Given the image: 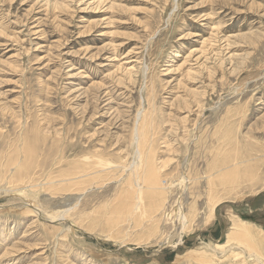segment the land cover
Masks as SVG:
<instances>
[{"label": "rangeland", "instance_id": "1", "mask_svg": "<svg viewBox=\"0 0 264 264\" xmlns=\"http://www.w3.org/2000/svg\"><path fill=\"white\" fill-rule=\"evenodd\" d=\"M141 123L161 200L123 215ZM29 150L46 190L9 183ZM99 151L111 176L65 190ZM0 162V264H264V0H0Z\"/></svg>", "mask_w": 264, "mask_h": 264}, {"label": "bare ground", "instance_id": "2", "mask_svg": "<svg viewBox=\"0 0 264 264\" xmlns=\"http://www.w3.org/2000/svg\"><path fill=\"white\" fill-rule=\"evenodd\" d=\"M64 7V6H63ZM92 24V23H91ZM90 25V24H89ZM179 55V54H178ZM128 70V69H127ZM188 73H191V72H188ZM194 74V73H193ZM147 118V117H146ZM143 119V117L141 118ZM145 119V118H144ZM145 121V120H144ZM141 122V121H140ZM143 122V121H142ZM139 123V122H138ZM145 123V122H144ZM147 126V125H145ZM40 127V126H39ZM135 128L137 129L136 131H134L136 133V143L138 144L137 145V151H138V159L137 161H130L129 164V168H130V171H131V175L129 173V176L128 178L126 179L127 182L125 183H128L130 184L129 186H123L120 190L117 189V191H119V193L117 195H119L120 197L123 198V209H122V214L125 215L126 211H128V209H130V205L131 203L132 204H135L133 203L132 201L133 200H140L142 202V205L139 207L141 209H139V212H143L144 209L145 211L149 210L150 212H154L156 211V204L158 203L159 200H161V198H159V194L161 192V178H160V174H159V169L157 170V167L155 166V163H154V159L152 158V154L153 153V146H150V140H152L150 137H149V133H148V130L145 129L144 125L141 123L139 125H136ZM147 128V127H146ZM147 130V131H146ZM31 131V130H30ZM153 131V130H152ZM133 132V133H134ZM146 132L148 133V135L146 134ZM31 134V133H30ZM43 134V133H42ZM33 135V134H32ZM49 136V135H47ZM153 136V135H152ZM36 137V135H35ZM53 137V136H52ZM35 139V138H34ZM132 140V139H130ZM35 141V140H34ZM43 141V140H42ZM32 143V142H30ZM40 143V142H39ZM32 145V144H31ZM45 145V144H44ZM62 145V144H61ZM67 145V144H66ZM65 145V146H66ZM36 146V145H35ZM40 146V145H39ZM52 146V145H51ZM64 146V148H65ZM61 147V146H60ZM42 148V147H40ZM20 149V148H19ZM29 149V148H27ZM54 149V147H53ZM22 150V149H21ZM46 150V149H45ZM66 150V149H65ZM155 151V150H154ZM23 152V151H22ZM49 151L45 152V153H48ZM54 152V151H52ZM65 152V151H64ZM101 152V151H99ZM156 152V151H155ZM39 153V152H38ZM50 153V152H49ZM49 153L47 156H44L42 157L41 159L43 160L41 162V160H38L37 163H39V168H42L44 169L45 167H47L48 165L53 166L54 164H61L62 162L64 163V158L62 156L64 155H61L63 152L62 151H58L54 156L53 158H49ZM55 153V152H54ZM220 153V152H219ZM66 154V153H65ZM104 153H97V154H93L92 156H90L89 158H86V159H81L80 160V157L78 158L79 160H77V158L75 159V162L76 164L73 166V171L71 170H68V174L66 177L61 178V182H65V183H68L66 184L65 186V190L69 189L68 187L70 186L71 188L74 187L75 184H77L79 186V188L81 186H86L90 183H94L93 180L95 179L96 176H99L102 172L104 173V171H108V174H107V177L110 175V173H113V172H110L109 171L111 169H113L114 167H118V163H114V165H112L111 163L114 162V159L110 161L111 158H108V159H104L106 156L104 154V156L102 155ZM28 155L27 158L24 159V161H16V158H11V161H10V164L11 162H14L16 161L14 164H16L13 168L14 170H17L15 171L16 173L13 175V179L11 181H9V183L14 186L13 189L15 190H18V191H21L23 193H28V190L30 189L31 191H41V190H46V188L44 187H40L39 184L36 182V179L35 177L33 176V178H30V175L32 176V169H30V165H29V161L31 156L33 155V152L31 150L28 151ZM77 155V154H76ZM219 155V154H218ZM19 156H21V154H19ZM37 156V155H36ZM34 157V155H33ZM39 156H37L36 158H38ZM76 157V156H75ZM154 157V156H153ZM21 158V157H19ZM35 158V159H36ZM74 158V157H72ZM22 160V159H21ZM74 160V159H73ZM71 161V160H70ZM78 161V162H77ZM226 161V160H224ZM24 162V163H23ZM73 162V161H72ZM72 162H69V163H72ZM105 162V163H104ZM111 162V163H110ZM9 163V162H8ZM225 163H228V162H225ZM73 164V163H72ZM116 164V165H115ZM129 164H126L127 166ZM223 164V163H222ZM5 165H8L7 163H5ZM121 165V163L119 164ZM123 165L125 164H122L121 166L123 167ZM0 166H1V162H0ZM12 166H13V163H12ZM32 166V164H31ZM61 166V165H60ZM59 166V167H60ZM63 166V165H62ZM65 166H68L67 163L66 165L64 164V167ZM72 167V166H71ZM235 165H226L224 166L223 168L220 169V173L218 174V176L214 177L213 179L210 180V184H223L225 185L226 183H230V180L232 179V177H236L238 176V173H240L238 168H234ZM32 168V167H31ZM56 168V167H54ZM61 168V167H60ZM121 168V167H120ZM124 168V167H123ZM123 168H121V170H123ZM10 169V167H9ZM35 169V168H34ZM53 169V168H52ZM59 169V168H57ZM127 169V168H125ZM1 170V168H0ZM7 170V169H6ZM38 170V169H37ZM41 170V169H40ZM61 170V169H59ZM115 170H118L115 168ZM115 170H113L115 172ZM124 171V170H123ZM128 171V170H127ZM49 172V171H48ZM59 172V171H58ZM121 172V171H120ZM125 172V171H124ZM246 174H247V177L250 175V166H248V168H245L244 171ZM12 173V172H11ZM14 173V172H13ZM64 173V172H63ZM119 173V172H117ZM2 174V173H1ZM0 174V175H1ZM62 173H60L59 175H61ZM104 174V175H105ZM12 175V174H11ZM114 175V174H113ZM116 175V173H115ZM114 175V176H115ZM126 175V174H125ZM63 176V174H62ZM60 176V177H62ZM106 176V175H105ZM111 176V175H110ZM113 176V177H114ZM49 177V175H48ZM58 177V176H57ZM117 177V176H115ZM125 177V176H124ZM11 178V177H10ZM47 178V177H46ZM56 178V177H55ZM109 178V177H108ZM107 178V179H108ZM48 179V178H47ZM114 179V178H113ZM116 179V178H115ZM254 177L250 180H253ZM58 180V178L56 179ZM105 181V180H104ZM103 181V183H105ZM123 181V180H122ZM232 181V180H231ZM50 182V181H48ZM59 182V181H58ZM74 182V183H73ZM121 182V181H120ZM98 183H99V180H98ZM96 183V184H98ZM122 184V182L120 183V185ZM232 184V182H231ZM54 185V184H53ZM62 186V184H60ZM59 185V186H60ZM69 185V186H68ZM68 186V187H67ZM91 186V185H90ZM119 187V186H118ZM48 188V187H47ZM63 188V186H62ZM70 188V189H71ZM120 188V187H119ZM220 188V186H219ZM232 188V187H231ZM60 189V188H58ZM57 189V190H58ZM227 189V188H226ZM225 189V190H226ZM57 190H54V191H57ZM61 190V189H60ZM59 190V191H60ZM213 191V189L211 190ZM49 192H50V189H49ZM52 193V192H51ZM117 193V192H116ZM115 196V195H114ZM119 198V197H118ZM117 198V199H118ZM217 203V202H215ZM138 204V201L137 203ZM140 204V203H139ZM145 204V205H144ZM220 204V203H219ZM125 205V206H124ZM218 203L215 205L217 206ZM120 206V205H118ZM122 206V204H121ZM132 206V205H131ZM133 207V206H132ZM121 208V207H120ZM118 209V208H117ZM214 209V208H213ZM121 210V209H120ZM119 210V211H120ZM115 211L116 208H115ZM128 213V212H127ZM119 214V213H117ZM116 214V215H117ZM132 214V213H131ZM130 214V215H131ZM151 214V213H150ZM121 216V215H120ZM151 216V215H150ZM87 217V216H86ZM114 219H111V220H114V221H117V216L113 217ZM135 218V217H134ZM83 219V218H82ZM153 217L150 219L151 222H153ZM120 220V219H118ZM140 220V219H139ZM136 223V222H135ZM233 227L228 231V234H227V243L226 244H229L230 242H233V241H236V240H239L241 241V244H243L244 242H247V243H250L251 240V236H250V231H246L245 229H243L242 227H240V222H237L234 221L233 223ZM243 226V225H242ZM244 227V226H243ZM245 228V227H244ZM129 232V231H128ZM243 238V239H241ZM241 239V240H240ZM254 239V238H253ZM136 241V240H135ZM217 248H225V244H220V245H216ZM257 246H255L256 248ZM221 250V249H220Z\"/></svg>", "mask_w": 264, "mask_h": 264}]
</instances>
